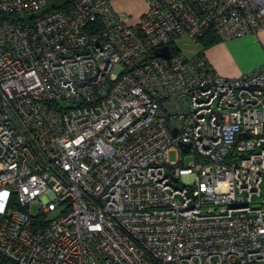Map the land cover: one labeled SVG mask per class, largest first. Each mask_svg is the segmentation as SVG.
Instances as JSON below:
<instances>
[{
  "label": "built area",
  "instance_id": "obj_1",
  "mask_svg": "<svg viewBox=\"0 0 264 264\" xmlns=\"http://www.w3.org/2000/svg\"><path fill=\"white\" fill-rule=\"evenodd\" d=\"M50 1L0 0V264H264V65L223 78L175 43L256 35L264 0L27 19Z\"/></svg>",
  "mask_w": 264,
  "mask_h": 264
},
{
  "label": "crops",
  "instance_id": "obj_2",
  "mask_svg": "<svg viewBox=\"0 0 264 264\" xmlns=\"http://www.w3.org/2000/svg\"><path fill=\"white\" fill-rule=\"evenodd\" d=\"M111 7L119 17L128 14V18L122 19L129 24H136L145 11L143 0H112ZM202 51L220 77L239 78L264 65V31L229 41H217L203 47Z\"/></svg>",
  "mask_w": 264,
  "mask_h": 264
},
{
  "label": "rangeland",
  "instance_id": "obj_3",
  "mask_svg": "<svg viewBox=\"0 0 264 264\" xmlns=\"http://www.w3.org/2000/svg\"><path fill=\"white\" fill-rule=\"evenodd\" d=\"M133 19L135 18V15L132 16ZM132 17L130 20H132ZM121 18H128V14H121ZM176 45L178 46V49L185 57H191V55L195 54L198 51H201L203 49V46L200 42L194 43L192 40L188 39L187 37L183 36L181 38H178L175 40ZM176 158V152L170 151L168 153V160L170 162H174ZM183 161L186 166H188L192 162V157L189 155L183 156ZM30 213L32 215H36L38 213V207L36 205H32L30 207ZM57 216L56 212L51 213L48 215L49 219H53Z\"/></svg>",
  "mask_w": 264,
  "mask_h": 264
},
{
  "label": "water",
  "instance_id": "obj_4",
  "mask_svg": "<svg viewBox=\"0 0 264 264\" xmlns=\"http://www.w3.org/2000/svg\"><path fill=\"white\" fill-rule=\"evenodd\" d=\"M69 0H51L46 7L40 10L37 13H33L27 16V19H36L40 16L44 15L45 13L52 11V10H59L68 4ZM154 56L158 58L168 59L170 57V52L168 47H163L154 52ZM176 132L174 131V134ZM184 152H187L189 149V145L181 146Z\"/></svg>",
  "mask_w": 264,
  "mask_h": 264
},
{
  "label": "trees",
  "instance_id": "obj_5",
  "mask_svg": "<svg viewBox=\"0 0 264 264\" xmlns=\"http://www.w3.org/2000/svg\"><path fill=\"white\" fill-rule=\"evenodd\" d=\"M69 4H70V0H69L68 4L66 6H64L63 8H61L60 10L67 12L69 9ZM217 41H218L217 38H215L212 35H207V36L203 37L201 40H199V42L202 44L203 47H206V46L213 44ZM170 51H171V54L173 55V54L178 52V49L175 48L173 45H170Z\"/></svg>",
  "mask_w": 264,
  "mask_h": 264
}]
</instances>
